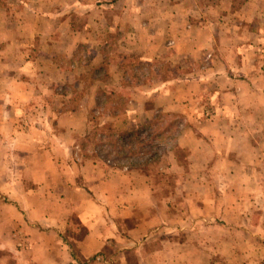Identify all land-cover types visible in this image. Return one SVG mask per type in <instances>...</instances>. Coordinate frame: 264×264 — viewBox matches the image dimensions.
Instances as JSON below:
<instances>
[{
	"label": "crops",
	"instance_id": "crops-1",
	"mask_svg": "<svg viewBox=\"0 0 264 264\" xmlns=\"http://www.w3.org/2000/svg\"><path fill=\"white\" fill-rule=\"evenodd\" d=\"M111 94L125 128L204 95L178 142L203 162L170 161L202 188L184 210L78 159L83 112ZM263 114L264 0H0V264H264Z\"/></svg>",
	"mask_w": 264,
	"mask_h": 264
},
{
	"label": "rangeland",
	"instance_id": "rangeland-1",
	"mask_svg": "<svg viewBox=\"0 0 264 264\" xmlns=\"http://www.w3.org/2000/svg\"><path fill=\"white\" fill-rule=\"evenodd\" d=\"M134 66L136 72L133 70L132 65V68L129 70V73L131 75L135 73L143 75V73H145L146 71L147 74L149 73V71H151L150 69L138 66L137 64ZM163 67L165 70H167L166 66ZM168 67L169 66H167V68ZM139 80L148 81L149 79H140L138 77L132 78V81ZM89 81L90 79H88V77H84L81 83L83 84V86H87L89 84ZM101 84H103V86L107 84L106 76L101 77ZM87 89H80L76 93H70L71 90L68 89L67 93L64 94L66 102H68L67 108L72 109L73 107H76V104H79V102L83 104H85V102L87 103L91 95L95 97L96 94H94L92 91L89 92V89L87 92ZM103 90H106V88H103ZM108 96L109 97L107 98H100L101 100H107L105 106L101 103H95L98 106H94V108L88 109L87 112H83L85 123L84 130H82L81 133V139H78L77 141L78 147L81 150V152H79L78 159L82 164L89 163L101 167L102 169L106 168V166H122L123 164H127L134 171L137 170L141 173H145L148 177H150L152 184L157 189V199L153 198L154 201L155 199L160 201L163 198V202H166L167 200L171 202L170 197H178L179 203L175 205L174 208L178 207V211L184 210L183 208L186 207V203L183 201V199L187 196H192L194 198L200 197L202 194V188L198 186L188 188L186 186V188H182V184L180 181L186 174L173 171V168H171L173 165L170 163V161L174 162V164H180V166L182 167L185 166L186 162L189 165H197L203 162V159L201 157L195 158L193 161H190L192 159L187 158L185 153L181 151L182 149L178 146V142L180 135H182L183 131L188 127L186 116H190L193 114L194 118L196 117V119L198 118L200 121H202L201 119H204L206 117V113L209 111V109H204L205 105L202 107V99H204V95L197 96V107L194 109L183 110L182 113H177L175 111L165 109L158 110L159 112L156 110L155 115L160 114L159 118L156 119V116L154 115L151 119H145V121H143L140 125L148 124V122L151 120H156V122L148 124L149 127L145 132L141 134V136H145V133L147 132H151L154 135L160 134V136L157 139H153V141H150V143L148 144L144 140L145 142L143 141V143H145L146 145L140 144L143 145V147L146 146V149H144V151H146L143 153H141L142 150H140V145H138L137 143L134 144V142L128 141L124 142L122 140H117L116 137H114L112 140H108V144L104 143L106 139L101 138L100 133L116 132L120 134L136 129L135 127L138 125H129V127L126 126L125 128V126L121 123L127 105L126 97L124 95L119 94L116 95V97L112 95ZM68 97L73 98V101L69 102ZM52 108H54V103H52ZM242 115H244V117H247L251 114H245L242 111ZM252 127L258 128L260 139H264V137L262 138L261 136L262 134H264V126L261 124L259 126L255 125ZM160 137L162 140L160 139ZM99 138L100 140L98 141ZM259 143L260 147L264 146V141H259ZM147 146H150L151 149H148ZM118 150L120 153H123V155H117L116 151ZM130 151L135 152L131 153L129 157H126L125 154L129 153ZM172 154L174 155L173 158L171 157ZM172 185L177 186L176 190L172 191ZM149 206H153V203H150ZM215 209L218 208L215 207Z\"/></svg>",
	"mask_w": 264,
	"mask_h": 264
},
{
	"label": "trees",
	"instance_id": "trees-1",
	"mask_svg": "<svg viewBox=\"0 0 264 264\" xmlns=\"http://www.w3.org/2000/svg\"><path fill=\"white\" fill-rule=\"evenodd\" d=\"M112 96L116 97V95H114V94ZM102 97H104V95ZM106 102H107V100H99L98 103H101V104H103L105 106ZM159 117H160L159 115H156V119L159 118ZM153 122H156V120H151V121L148 122V124H151ZM148 124L140 125V126L136 127V129H133V130H130V131H127V132H124V133H120V134L116 133V132L100 133V136H101V138H105L106 139L105 142H104L106 144H108V142H109L108 140H112L114 137H116L117 140H122L124 142H127V141L128 142H134V144L137 143L138 145L145 144V143H143V141L145 140L147 142V144H148V143H150V141L152 142L153 139H157L160 136V134L154 135L151 132H147L148 134L145 133V136H141V134L143 132H145L147 130V128L149 127ZM160 139H161V137H160ZM99 140H100V138L98 139V141ZM147 147H148V149H151L150 146H147ZM144 149H146V146L143 147V145H140V150H142L141 153L146 151V150L144 151ZM134 152L135 151H130L129 153H127L125 155H126V157H129L130 154L134 153ZM116 154L117 155L118 154L123 155V153H120L119 150L116 151Z\"/></svg>",
	"mask_w": 264,
	"mask_h": 264
}]
</instances>
